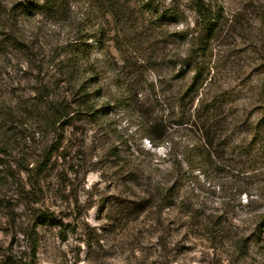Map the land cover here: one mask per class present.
I'll list each match as a JSON object with an SVG mask.
<instances>
[{
  "label": "rangeland",
  "instance_id": "1",
  "mask_svg": "<svg viewBox=\"0 0 264 264\" xmlns=\"http://www.w3.org/2000/svg\"><path fill=\"white\" fill-rule=\"evenodd\" d=\"M21 1L1 0L18 47L0 20V264H264L251 131L264 101V0H217L250 29L212 40L211 59L200 53L210 75L197 93L176 66L199 31L192 0H150L151 11L121 0L118 18L88 0L58 17L12 11ZM69 60L89 97L70 94L75 115L52 125L45 98L69 94ZM203 96L216 102L212 148L191 118Z\"/></svg>",
  "mask_w": 264,
  "mask_h": 264
},
{
  "label": "trees",
  "instance_id": "2",
  "mask_svg": "<svg viewBox=\"0 0 264 264\" xmlns=\"http://www.w3.org/2000/svg\"><path fill=\"white\" fill-rule=\"evenodd\" d=\"M90 9H93L95 13L98 15V17L105 16L107 13H113L114 16L118 18V11L121 10V0H88ZM128 4L131 0H124ZM142 4L143 8H149V11H151L150 6V0H136V3ZM69 5L68 0H44L42 4H35L33 0H25L18 3L12 11H21L24 14H33L35 12H46L52 17H58L59 14L64 11V9L67 8ZM7 9V8H6ZM192 10L195 12L197 16V27L199 31L195 32L194 34H189L192 40V45L190 49V53L186 58L180 62L176 63L177 65H181L182 67H188L189 73H193V77L191 78V84L190 89L191 91L196 90V93L198 92V87L203 84V76L210 75L209 70L208 73L201 72V65L198 62V57L200 53H205L210 56V59L212 58V52L209 50L208 45L209 43L216 39L221 37L224 33L230 34L235 26L239 25L241 27V31H239V34H236V31H234V35L237 37H241V39H246V35L249 33V23L246 22V17H244L243 14H235L232 17H225L223 14L224 10L222 7H219L217 0H192ZM9 11V10H8ZM16 13V12H15ZM157 13V12H156ZM9 13L4 11V7L2 6L1 0H0V20L3 21V25L5 26L6 33L4 32L5 36V42L10 47H18V38L16 37V32H14V29L17 28V16H13V18L8 15ZM159 15V14H157ZM264 16V14H263ZM164 15L161 14L160 18H163ZM10 23H12V26H8ZM9 27V28H8ZM182 34V33H181ZM197 34V36L194 37V35ZM188 35V34H187ZM186 35V36H187ZM4 44V42H3ZM76 47V46H75ZM76 49V48H75ZM67 65L68 72L65 74H61L62 84L66 85L69 89V91L66 94L64 92L61 93V90L58 86L57 93L62 97V100L59 102L54 101L55 97L52 96L51 93L54 91L53 85L50 84V82L45 83V88L47 93L50 92L45 99H49L50 104L48 103L47 110L42 113L43 116H46V120L52 124L56 125L65 119L67 121H70L73 116L75 115V112H72V102H69L70 94H74L76 97L79 93L83 91V95L80 96L81 100H84L86 97H89V93H87L86 85L87 83L78 84L76 79L73 78L72 70L71 68L76 64L74 60H69ZM64 65V63H63ZM201 79V81H200ZM60 81V80H59ZM208 80H206L207 82ZM212 78L210 81L206 84L205 88H208V86L212 83ZM84 85V86H83ZM78 91V92H77ZM56 92V91H55ZM195 94V92H194ZM53 95V94H52ZM51 99V100H50ZM193 102V101H192ZM211 105L206 106V100L205 96L201 98V100L198 101V106L195 108V110L191 113V118H193V122L199 125L198 128V134L200 135V138L204 141V145L206 147H214L213 142L209 141V138L214 139L215 135L213 134V130H215V122H208L212 121L211 113L216 112V102L211 101ZM84 105V104H83ZM260 105V112L259 116L256 119V122L251 128L252 131V138H253V146H260V148L263 147L264 149V142L258 143V141H261V139H264V101H259ZM89 112V110H87ZM74 114L72 117L71 115ZM205 119V120H202ZM66 121V122H67ZM205 121V122H203ZM65 122V123H66ZM68 123V122H67ZM211 123V124H210ZM204 124V125H203ZM203 125V126H201ZM150 143L157 147L158 144L153 140V138L149 137ZM163 143V141H162ZM161 144V142L159 143ZM258 149L256 152V160L252 163V166H264V154H261V149ZM253 150V149H252ZM254 151V150H253ZM264 152V150H263ZM261 157L263 159H261ZM261 159V160H260ZM177 166H180V163L178 162ZM169 193H172V189H169ZM262 226L264 227V215L262 216Z\"/></svg>",
  "mask_w": 264,
  "mask_h": 264
}]
</instances>
